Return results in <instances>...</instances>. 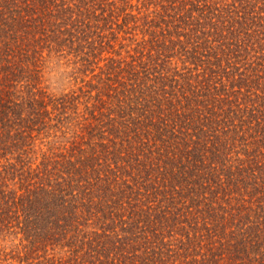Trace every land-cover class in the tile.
Instances as JSON below:
<instances>
[{
    "label": "trees",
    "instance_id": "obj_1",
    "mask_svg": "<svg viewBox=\"0 0 264 264\" xmlns=\"http://www.w3.org/2000/svg\"><path fill=\"white\" fill-rule=\"evenodd\" d=\"M0 264H264V0H0Z\"/></svg>",
    "mask_w": 264,
    "mask_h": 264
},
{
    "label": "clouds",
    "instance_id": "obj_2",
    "mask_svg": "<svg viewBox=\"0 0 264 264\" xmlns=\"http://www.w3.org/2000/svg\"><path fill=\"white\" fill-rule=\"evenodd\" d=\"M76 71L75 58L69 59L68 52L53 50L43 54L41 77L50 95H63L71 88Z\"/></svg>",
    "mask_w": 264,
    "mask_h": 264
},
{
    "label": "rangeland",
    "instance_id": "obj_3",
    "mask_svg": "<svg viewBox=\"0 0 264 264\" xmlns=\"http://www.w3.org/2000/svg\"><path fill=\"white\" fill-rule=\"evenodd\" d=\"M125 56V55H124ZM78 86H76V84L75 83H73L72 84V86H71V88H69V89H66L65 90V92L64 93H67V92H69L71 89L73 90V89H76ZM60 95H57L56 97H59Z\"/></svg>",
    "mask_w": 264,
    "mask_h": 264
}]
</instances>
